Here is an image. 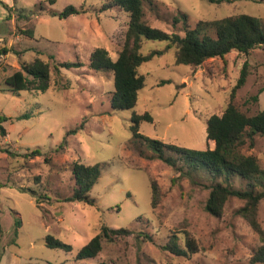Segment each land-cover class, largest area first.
I'll list each match as a JSON object with an SVG mask.
<instances>
[{"label": "rangeland", "instance_id": "1", "mask_svg": "<svg viewBox=\"0 0 264 264\" xmlns=\"http://www.w3.org/2000/svg\"><path fill=\"white\" fill-rule=\"evenodd\" d=\"M106 1L0 0V115L8 117L2 123L8 135L0 136V145L20 154L43 152L31 159L0 151V264H264L251 262L262 236L237 213L244 200L230 197L223 214L212 215L205 209L208 186L221 179H213L205 170L189 171L182 161L181 170H176L137 141L131 129L133 112L148 111L154 120L141 122L142 134L165 143L206 148L210 145L207 119L224 111L245 60L249 74L234 101L250 115L264 109V45L248 55L234 50L192 66L176 63L175 46L168 47V41L144 38L143 54L164 52L140 65L145 85L136 105L114 109V74L92 69L90 56L95 48L104 47L117 58L129 15L119 8L100 12ZM68 5L84 12L68 18L53 13ZM240 13L264 21V0L146 4V19L152 26L181 35L184 20L175 23L174 18L182 14L194 27L199 20ZM38 55L51 64L52 85L46 91L14 92L6 77ZM64 60L84 64L57 71L55 64ZM162 80L170 82L160 84ZM26 112L30 117L19 118ZM83 120V128L67 137L65 150L56 151L67 132ZM255 139V146L246 145L242 152L256 156L264 168V135ZM171 154L176 155L166 151V156ZM75 160L101 167L91 192L96 199L93 205L64 201L74 186L70 164ZM151 179L160 187L155 208ZM238 179L234 185L240 188L243 182ZM21 187L34 190L36 197ZM258 219L264 229V198ZM103 225L130 228L132 233L113 241L104 239L98 256L77 259L78 251ZM186 231L196 240L197 253L178 256L161 248L173 234L183 245ZM48 235L71 244L72 250L49 247Z\"/></svg>", "mask_w": 264, "mask_h": 264}, {"label": "trees", "instance_id": "2", "mask_svg": "<svg viewBox=\"0 0 264 264\" xmlns=\"http://www.w3.org/2000/svg\"><path fill=\"white\" fill-rule=\"evenodd\" d=\"M210 3H234L238 0H207ZM54 2V0H50ZM153 0H107L100 8V12L119 8L129 15L128 26L124 33V42L121 45L118 56L113 59L109 51L104 47L95 48L90 56V67L96 71H112L114 74V91L111 96V105L114 109H131L137 101L139 91L145 85V76L140 73L139 67L144 62L162 54L163 50H153L143 54L141 48L144 38L168 41V47L175 46L176 63L198 66L206 60L216 57H225L231 51H238L248 55L252 50L264 45V21L262 18L240 13L219 19L199 20L194 27L187 21V15L174 18L177 23L184 20V35L178 32H169L156 26H152L146 19V4ZM84 12L74 5H68L61 12H53L61 18H68ZM27 35H33L32 31H25ZM3 51H6L5 49ZM83 62L64 60L55 64V69L61 71L62 67H81ZM249 63L245 60L240 71L237 83L232 89L230 101L222 114H213L207 119V140L210 145L204 149H193L172 143H165L160 139L151 138L140 132L142 121L153 122V116L148 112L142 114L133 112L131 129L133 136L142 145L149 148L158 158L172 165L176 170H181L179 161L186 165L189 171L205 170L213 179H221L209 185L210 193L205 209L215 216H221L230 197H238L244 200L243 206L237 213L245 218L251 227L262 236V244L254 252L251 262L264 263V229L258 219L260 201L264 198V168L261 167L258 158L252 154L242 152L244 146L253 148L256 143V135H264V109L255 114H247L235 103L236 92L247 80ZM170 80H162L165 84ZM5 83L14 92L20 90L46 91L52 85V67L47 59L40 55L31 61H23L20 69L6 77ZM258 100V96L253 97ZM30 117L26 112L19 118ZM8 117L0 115V136L8 135L7 128L2 124ZM86 120L76 128L67 132V136L57 147L56 151H63L68 146V136L83 128ZM0 151L10 156H24L34 158L42 156L43 152L34 149L20 154L9 147H2ZM166 151L176 155L166 156ZM46 162L51 158L44 156ZM74 186L72 193L64 198L67 202H83L93 205L96 199L91 192L101 176L99 164H87L75 160L70 164ZM240 178L243 186L235 187L234 180ZM152 207L155 208L160 199V187L156 180L151 179ZM22 191H29L36 197V192L30 188L21 187ZM39 202V201H37ZM20 225V221L17 222ZM132 233L130 228H111L107 225L101 227L100 233L92 237L77 254V259L92 258L98 256L103 248V240L113 241L119 237ZM144 236L149 240L153 237L149 233ZM184 244H180L177 234L170 236L169 240L161 246L174 255L191 256L199 251L194 237L188 231L183 237ZM46 244L51 248L72 250V245L63 240L48 235ZM96 264H107L98 262Z\"/></svg>", "mask_w": 264, "mask_h": 264}, {"label": "crops", "instance_id": "3", "mask_svg": "<svg viewBox=\"0 0 264 264\" xmlns=\"http://www.w3.org/2000/svg\"><path fill=\"white\" fill-rule=\"evenodd\" d=\"M72 16V15H71ZM71 16H69V17H71ZM2 41H0V43H1Z\"/></svg>", "mask_w": 264, "mask_h": 264}]
</instances>
